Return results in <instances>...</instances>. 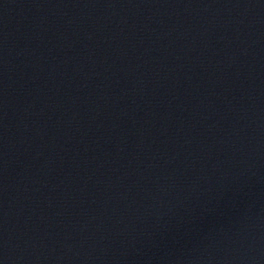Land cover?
I'll return each mask as SVG.
<instances>
[{
	"label": "water",
	"instance_id": "1",
	"mask_svg": "<svg viewBox=\"0 0 264 264\" xmlns=\"http://www.w3.org/2000/svg\"><path fill=\"white\" fill-rule=\"evenodd\" d=\"M0 264H264V0H0Z\"/></svg>",
	"mask_w": 264,
	"mask_h": 264
}]
</instances>
